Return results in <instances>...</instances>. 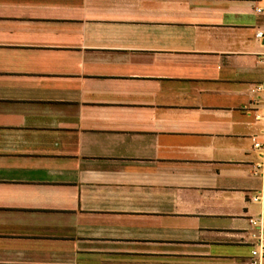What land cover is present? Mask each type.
<instances>
[{
  "label": "crops",
  "instance_id": "0c3cea01",
  "mask_svg": "<svg viewBox=\"0 0 264 264\" xmlns=\"http://www.w3.org/2000/svg\"><path fill=\"white\" fill-rule=\"evenodd\" d=\"M257 29L264 0H0V264H252Z\"/></svg>",
  "mask_w": 264,
  "mask_h": 264
},
{
  "label": "built area",
  "instance_id": "2783aa9c",
  "mask_svg": "<svg viewBox=\"0 0 264 264\" xmlns=\"http://www.w3.org/2000/svg\"><path fill=\"white\" fill-rule=\"evenodd\" d=\"M262 12L261 9H257L256 13L260 14ZM255 38L259 42H264V30L257 29L255 32ZM263 116H255L256 120L262 119ZM254 148L258 150L261 154L264 153V141L256 142L254 144ZM257 201V199H254ZM251 226L253 227V231L250 233V239L253 242L252 251H251V260L252 264H262L264 261V230L261 227L260 220H251Z\"/></svg>",
  "mask_w": 264,
  "mask_h": 264
}]
</instances>
